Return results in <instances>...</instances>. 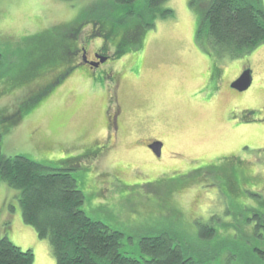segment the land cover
<instances>
[{"label": "rangeland", "instance_id": "1", "mask_svg": "<svg viewBox=\"0 0 264 264\" xmlns=\"http://www.w3.org/2000/svg\"><path fill=\"white\" fill-rule=\"evenodd\" d=\"M208 1L168 0L162 7L174 12L164 17L141 10L146 19L155 17L141 46L131 44L93 75L70 73L50 91L35 87L50 79L45 73L0 97L1 125L27 94L40 100L27 103L1 150L66 167L61 161L98 140L99 155L81 156L74 173L84 209L121 231L124 251L142 257L143 237L167 233L200 264H264V43L236 58L213 45L210 58L208 42L197 40ZM120 13L111 0H0V79L12 89L23 62L38 56L37 44L57 25L65 27L51 48L76 36L89 51L114 56L115 45L93 28L98 16L116 20ZM243 69L252 72L251 87L227 92ZM153 140L165 144L161 157L146 146ZM230 165L229 182L223 167ZM203 226L215 232L202 235ZM35 232L23 221L19 191L1 183L0 236L32 249L34 264H55Z\"/></svg>", "mask_w": 264, "mask_h": 264}, {"label": "trees", "instance_id": "2", "mask_svg": "<svg viewBox=\"0 0 264 264\" xmlns=\"http://www.w3.org/2000/svg\"><path fill=\"white\" fill-rule=\"evenodd\" d=\"M111 1L122 13L116 20L98 16L96 23L93 21V30L101 28L100 34L105 44L112 41L115 45L116 56L127 52L131 44L134 47L141 46L147 31L155 27V17L146 19L142 12L144 9L150 8L163 17L173 15L174 12L162 7L168 0ZM132 18L134 23L128 25ZM61 27L62 25H57L53 30L46 31L45 40L38 43V48L35 49L38 56L23 62L18 80L12 82V89L6 80L0 79V85H3L0 97L16 86L21 87V90L30 87V84L37 82L36 79L45 73L50 79L46 78V83L41 82L35 87L41 90L45 86L44 90L47 92L72 74L77 67L72 66V63L75 62L81 44L78 37L72 36L66 40L65 45L63 42L59 48H51L50 41H59L55 34ZM72 33L77 34V30H72ZM40 36L41 34H36L33 38ZM202 39L230 58L249 55L264 43L263 1L209 0L197 32V40L203 44ZM2 58L0 51V63ZM10 67L13 68L12 65ZM1 70L0 66V73ZM49 81H52L51 84ZM40 94L41 99L45 93ZM27 95V98L24 97L16 105L17 109H10L11 114L4 112V125L0 122V184L5 183L19 191L23 221L35 229V234L40 239L46 240L55 264H200L190 257L179 241L167 233L143 237L139 243L142 257L131 255L123 250L121 231L112 229L87 213L84 209L85 194L80 189L74 172L81 168V156L87 154L93 158L99 155L102 147H94L99 143L98 140L93 143L92 148H85L82 154L61 161L66 167L38 163L23 154H4L1 150L3 135L10 131L18 119L25 117L27 103L31 99L36 104L40 101L30 93ZM109 126L111 128V123ZM225 158L229 160L230 157ZM223 168L229 175L230 179H227L230 182L235 176L234 167L230 165V169ZM220 170L219 168L218 172ZM214 232L215 228L211 226L201 228L202 235L211 236ZM45 246L48 250V246ZM34 261L32 249L24 250L14 244L8 235L0 236V264H34Z\"/></svg>", "mask_w": 264, "mask_h": 264}, {"label": "flooded vegetation", "instance_id": "3", "mask_svg": "<svg viewBox=\"0 0 264 264\" xmlns=\"http://www.w3.org/2000/svg\"><path fill=\"white\" fill-rule=\"evenodd\" d=\"M206 46L208 47L206 50L209 53V57L210 58L214 57L215 56L214 51L216 48H213V45H211L210 43H207ZM115 58H116L115 52H114V56H112L111 54L106 53L103 48H97V49L89 51L86 45H82L80 46V49L77 52V56L74 59L75 62L72 63L73 64L72 66L74 67L77 66V67L73 70L71 75L72 76L74 75L84 76V75H90V74L93 75L96 73L98 69H101L107 62H110L112 59H115ZM244 69L240 71V73H237L236 76L228 82L227 92H232L234 94L237 92H244V91H239L237 89H234L232 87V83L245 71ZM205 88H203V90H205ZM154 141H160V140H153L146 145L148 150H150L153 153L154 151L151 149L150 144H152ZM164 147H165V144L163 142L162 153H163Z\"/></svg>", "mask_w": 264, "mask_h": 264}, {"label": "water", "instance_id": "4", "mask_svg": "<svg viewBox=\"0 0 264 264\" xmlns=\"http://www.w3.org/2000/svg\"><path fill=\"white\" fill-rule=\"evenodd\" d=\"M252 82V72L251 70L247 69L232 83V87L239 91H246L251 87ZM150 147L158 157L162 155V141H154L152 144H150Z\"/></svg>", "mask_w": 264, "mask_h": 264}]
</instances>
